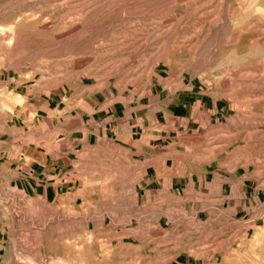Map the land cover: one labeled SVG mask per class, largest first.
<instances>
[{
    "label": "rangeland",
    "instance_id": "1",
    "mask_svg": "<svg viewBox=\"0 0 264 264\" xmlns=\"http://www.w3.org/2000/svg\"><path fill=\"white\" fill-rule=\"evenodd\" d=\"M127 98L187 104L159 182L77 138ZM61 143L49 198L29 157ZM0 264H264V0H0Z\"/></svg>",
    "mask_w": 264,
    "mask_h": 264
},
{
    "label": "crops",
    "instance_id": "2",
    "mask_svg": "<svg viewBox=\"0 0 264 264\" xmlns=\"http://www.w3.org/2000/svg\"><path fill=\"white\" fill-rule=\"evenodd\" d=\"M175 95L179 98L181 94L176 92ZM182 100L176 99L175 103L171 104L170 112L175 117L172 119V124L167 125L163 120L161 127L149 128L147 121L156 118L158 111L156 107L150 109L145 107L146 109L142 110L143 101L135 104L136 100L132 98L120 100L117 103L93 99L88 109H84L80 105V130L76 131L77 138L86 143L92 149V153L100 152L102 145L108 143L110 145L107 148L108 152L114 153L117 158L132 159L137 163H144V169L148 171V176L154 177V182H159L164 173L157 170L158 166L169 167L174 160L176 161L175 158H178L170 154L169 151L166 152L165 146L170 143L171 137L175 138L180 131L177 120L182 115L176 112L179 108L187 105L184 103L182 106ZM193 101L196 103L197 98ZM53 111L55 118L59 120L61 113L57 110L56 105L53 106ZM60 135L65 134L61 131ZM60 140H63V137ZM112 145H117L116 149ZM162 146L163 149H161ZM69 152L66 144L61 143L53 146L46 158L43 157L44 160L29 157L34 162L26 174L36 190L41 189L42 194L46 193L49 198H59L63 195L61 192L64 189L63 185L69 181L71 176V171L67 169V167L71 168L69 167L71 164L68 165V160L80 159L83 161L86 158L85 150L82 151L80 157L76 155L75 159L69 155ZM165 153L168 154L165 155ZM182 159L186 160L179 157V165L182 163ZM186 172L187 170L185 174ZM17 175L19 176V174Z\"/></svg>",
    "mask_w": 264,
    "mask_h": 264
}]
</instances>
